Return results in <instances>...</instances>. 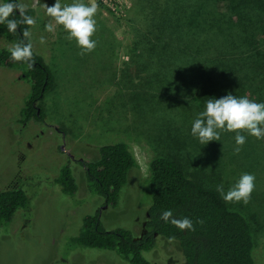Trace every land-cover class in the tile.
Here are the masks:
<instances>
[{
    "label": "rangeland",
    "instance_id": "obj_1",
    "mask_svg": "<svg viewBox=\"0 0 264 264\" xmlns=\"http://www.w3.org/2000/svg\"><path fill=\"white\" fill-rule=\"evenodd\" d=\"M23 2L36 11V24L29 30L32 51L49 68L54 86L40 103L44 123L30 121L23 126L20 113L29 85L18 79L16 70L0 68V191L20 187L30 199L27 212L17 211L10 225L0 228V264H128L114 251L72 245L83 218L98 215L105 230H127L135 240L142 239L151 203L149 165L155 158L175 159L187 178L213 190L223 184L227 190L238 173L225 132L219 141L201 145L189 134L195 112L172 105L173 111L162 113L158 101L147 105L146 90L141 93L136 81L129 84L130 37L125 18L130 0H85L97 6V30L92 37L97 43L86 54L67 39L62 26L53 23V31H45L52 18L44 8L55 0ZM41 36L44 44L39 43ZM7 46L0 37V48ZM171 126L178 137L173 138ZM117 142L129 145L137 168L129 172L115 208L106 207L102 198L87 190L79 164L68 165L78 187L74 196L64 195L54 183L69 157L94 162L100 147ZM263 195L254 189L247 204L226 203L218 195L229 209L247 218L254 264H264ZM154 243L142 252L147 262L184 264L177 241L155 236Z\"/></svg>",
    "mask_w": 264,
    "mask_h": 264
},
{
    "label": "trees",
    "instance_id": "obj_2",
    "mask_svg": "<svg viewBox=\"0 0 264 264\" xmlns=\"http://www.w3.org/2000/svg\"><path fill=\"white\" fill-rule=\"evenodd\" d=\"M127 13L128 80L129 84L136 81L141 93L146 90L147 105L156 100L162 113L173 111L172 105L197 113L207 98L228 93L264 102V0H130ZM27 14L36 17L31 5ZM14 18L19 19L18 13ZM25 27L31 28L19 24L16 33H9L0 24V37L11 44L22 38ZM8 48H0V68L16 70L18 79L29 85L19 122L23 126L30 121L44 123L40 103L54 86L53 76L39 55L33 53L29 67L12 61ZM171 129L173 138L178 137L177 129ZM241 134L246 135V143L233 155L235 133H223L232 165L238 177L244 172L253 174L254 189L264 193V139ZM176 161L162 157L150 162L151 203L142 239L135 240L127 230H105L95 215L83 218L79 234L71 238L72 245L114 251L128 264H150L142 252L153 248L155 236H160L178 242L184 264H254L247 218L229 209L215 190L187 178ZM70 162L84 169L87 190L111 208L117 206L129 172L137 168L131 148L122 142L100 147L94 162L69 157L54 179L67 196H74L78 188ZM29 202L20 187L0 191V228L10 225L17 211L27 212ZM166 210L174 218L190 219L194 230L181 231L160 220Z\"/></svg>",
    "mask_w": 264,
    "mask_h": 264
},
{
    "label": "clouds",
    "instance_id": "obj_3",
    "mask_svg": "<svg viewBox=\"0 0 264 264\" xmlns=\"http://www.w3.org/2000/svg\"><path fill=\"white\" fill-rule=\"evenodd\" d=\"M28 8L29 5L23 0H0V24L5 25L9 33H16L19 24L34 26L36 20L27 14ZM44 10L45 15L52 18V22L45 25V31H53L54 23L62 26V30L67 33V39L74 40L82 54L95 49L97 41L92 37L97 30V6L94 2L71 0L70 3H62L61 0H55L51 6L45 5ZM17 13L19 19L14 18ZM20 36L22 38L12 42L7 49L9 58L14 62L27 63L31 67L33 44L27 27L20 32ZM39 43H45L43 36ZM242 131L257 140L264 139V102L250 100L247 95L236 96L228 93L220 98L206 99L203 110L197 112L191 121L189 134L199 144L207 145L211 141H219L223 132L235 133L232 152L239 154L246 143V135L241 134ZM254 188L255 176L244 172L227 190L223 184H217L215 190L226 203L247 204ZM159 219L171 223L181 231L194 230L190 219L174 218L171 210L163 211Z\"/></svg>",
    "mask_w": 264,
    "mask_h": 264
}]
</instances>
